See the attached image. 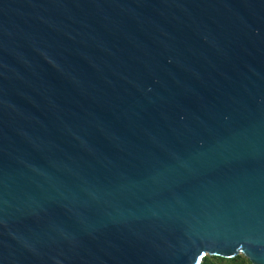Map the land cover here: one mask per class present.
Masks as SVG:
<instances>
[{"label":"water","instance_id":"obj_1","mask_svg":"<svg viewBox=\"0 0 264 264\" xmlns=\"http://www.w3.org/2000/svg\"><path fill=\"white\" fill-rule=\"evenodd\" d=\"M264 264V0H0V264Z\"/></svg>","mask_w":264,"mask_h":264},{"label":"trees","instance_id":"obj_2","mask_svg":"<svg viewBox=\"0 0 264 264\" xmlns=\"http://www.w3.org/2000/svg\"><path fill=\"white\" fill-rule=\"evenodd\" d=\"M200 264H252L248 258L242 254L233 257H223L218 255H205Z\"/></svg>","mask_w":264,"mask_h":264}]
</instances>
